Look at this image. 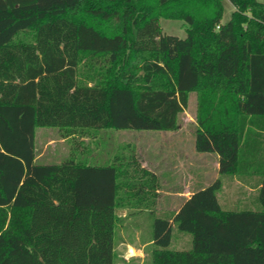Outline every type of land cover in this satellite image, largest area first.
Returning <instances> with one entry per match:
<instances>
[{
	"label": "trees",
	"instance_id": "trees-1",
	"mask_svg": "<svg viewBox=\"0 0 264 264\" xmlns=\"http://www.w3.org/2000/svg\"><path fill=\"white\" fill-rule=\"evenodd\" d=\"M160 19L183 21L186 37ZM193 93L195 151L242 175L259 155L248 134L264 131V3L0 0V264H114L115 210L155 205L156 177L133 154L37 164V128L175 132ZM260 175L259 210L223 209L217 179L154 215L151 263L264 264ZM173 228L190 249L169 248Z\"/></svg>",
	"mask_w": 264,
	"mask_h": 264
},
{
	"label": "rangeland",
	"instance_id": "rangeland-1",
	"mask_svg": "<svg viewBox=\"0 0 264 264\" xmlns=\"http://www.w3.org/2000/svg\"><path fill=\"white\" fill-rule=\"evenodd\" d=\"M257 1L264 3V0ZM232 11V5L225 1L223 22L229 20ZM159 25L163 34L180 39L186 37L185 23L181 20L160 19ZM196 110L197 96L193 93L189 95L187 108L179 115L180 131H176L174 135H167L165 132L107 129L88 131L85 134L76 133L74 136L65 137L56 128H37L35 130V151L37 155H42L36 163L59 164L73 155L72 157L76 160L87 161L90 164H101L108 161L115 154H133L143 161H158L164 158V151L166 150L167 152L169 145L172 144L174 146L177 143L183 144L184 150L188 154L187 158H190L194 140L192 131L195 127ZM75 147L78 150L73 152ZM167 158L169 157L167 156ZM213 158L211 154H207V157H205V161L209 165V177L213 175L211 166L214 162ZM172 159L174 161L177 160V155H173ZM186 181L185 183H187L189 188L194 186L190 184L188 178ZM257 197L258 194H218L219 203L225 210H259L260 205ZM151 200L149 199L148 201V210H154V207L150 206ZM154 202L156 203V201ZM121 236V231L118 228L116 234L117 243ZM190 246V235L173 228L169 248L185 251L190 249ZM145 250L146 255L143 262L135 263L130 261L127 264H152L151 248L149 247ZM117 259H115L114 264H123Z\"/></svg>",
	"mask_w": 264,
	"mask_h": 264
},
{
	"label": "crops",
	"instance_id": "crops-1",
	"mask_svg": "<svg viewBox=\"0 0 264 264\" xmlns=\"http://www.w3.org/2000/svg\"><path fill=\"white\" fill-rule=\"evenodd\" d=\"M180 131V128L179 130ZM167 135H174L175 132H165ZM194 139V138H193ZM247 143L253 148L254 153L258 150L257 159L245 160L242 175L224 176L218 172V156L213 155L214 162L211 164L213 175L209 177V165L205 161L207 154L198 153L194 148V140L191 148V156L184 150L182 143L169 145L168 150L164 151V158L158 161H148L139 159L141 168L151 172L157 180L154 210H141L136 213L128 214L127 209H116L115 214L122 219L119 230L121 238L114 249V253L120 262L127 264L130 261L143 262L147 248H151L152 218L157 213L177 211L181 204L198 190L203 189L217 179L221 181V188L218 194H258L262 176L260 172L264 169V131L259 128H251L248 134ZM258 147V148H256ZM190 151V150H189ZM174 152V153H173ZM42 154L37 155L35 162ZM177 155V160L172 156ZM169 157L166 159V157ZM38 164V163H37ZM194 186L189 188L187 180Z\"/></svg>",
	"mask_w": 264,
	"mask_h": 264
}]
</instances>
